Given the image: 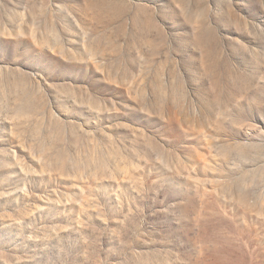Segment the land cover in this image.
Wrapping results in <instances>:
<instances>
[{
    "label": "rangeland",
    "instance_id": "rangeland-1",
    "mask_svg": "<svg viewBox=\"0 0 264 264\" xmlns=\"http://www.w3.org/2000/svg\"><path fill=\"white\" fill-rule=\"evenodd\" d=\"M0 264H264V0H0Z\"/></svg>",
    "mask_w": 264,
    "mask_h": 264
}]
</instances>
